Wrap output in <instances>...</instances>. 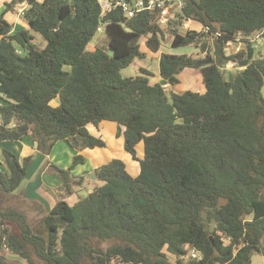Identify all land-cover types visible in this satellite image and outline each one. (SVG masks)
I'll use <instances>...</instances> for the list:
<instances>
[{"label":"trees","instance_id":"obj_1","mask_svg":"<svg viewBox=\"0 0 264 264\" xmlns=\"http://www.w3.org/2000/svg\"><path fill=\"white\" fill-rule=\"evenodd\" d=\"M12 2H25L28 27L10 33L0 15V142L29 138L48 155L65 141L75 151L71 164L44 165L61 179L65 197L83 179L72 174L84 162L78 151L105 146L88 126L111 121L139 172L131 175L113 157L93 169L101 185L72 202L38 207L33 223L8 200L31 155L2 149L8 171L0 169V264H10L7 253L26 264H170L171 255L176 264H251L254 252L264 258V0H185L164 27L155 11L127 18L118 7L102 17L98 0ZM190 19L206 31L181 26ZM100 23L103 36L92 45ZM142 37L153 52L166 38L173 48H199L204 57L162 52L159 78L172 87L184 69L198 68L203 91L172 89L168 96L146 68L123 77L122 68L145 56ZM233 41L242 47L226 53ZM207 57L210 63L197 62ZM229 61L237 70L226 78ZM24 124L28 129L18 131ZM192 248L199 260L187 256Z\"/></svg>","mask_w":264,"mask_h":264},{"label":"crops","instance_id":"obj_2","mask_svg":"<svg viewBox=\"0 0 264 264\" xmlns=\"http://www.w3.org/2000/svg\"><path fill=\"white\" fill-rule=\"evenodd\" d=\"M24 7L25 2L13 3L12 0H0V15L2 14L4 19L11 24L12 28L10 33L28 27V24L26 23L22 15ZM194 22L197 23V21ZM188 25L190 26V28L192 27L191 23L189 22ZM200 27L201 24L198 23V26H195L193 28L199 30ZM36 40L39 41V39ZM233 52H235V48ZM187 69L190 70L195 68ZM159 82H161L162 85L167 84L168 86H170L166 81H163L162 79H159ZM57 104L53 103V105ZM117 127V124L115 122L111 123V121H101L97 127L93 125L88 126V129L92 134L101 136L104 139L105 146L84 148L78 151V153L84 156V162L80 165L78 164L72 170L73 175H80L86 170L88 172H93L94 168L107 163L113 157L120 158L124 162L126 161V168L128 167V164L131 165L130 170L128 168L129 173L133 176L137 175V173L139 172V162L138 160L133 159L130 154L125 151L123 147L122 134H116ZM60 142L63 145L56 155L54 149L55 146ZM5 148L14 152L20 159L26 155H31V161L27 168L25 178L23 179L21 185L14 191V193L12 195H9L8 200L14 201L19 206H25L26 208L29 207H27L24 203H29L30 205L36 206L37 208L42 206L43 208H46L48 210L58 199H66L62 192L59 190V186L62 182L61 179L56 175L48 173L46 171V168H44V165L47 161H49L50 163H54L60 168H67L71 164L75 151L72 150L65 141H57L52 151L48 155H45L38 151L35 148L34 144L30 143L29 138L13 141H1L0 169L8 171L1 153L2 149ZM142 150V144H139L137 146V156L139 158H141L143 155ZM55 160L56 162H54Z\"/></svg>","mask_w":264,"mask_h":264},{"label":"rangeland","instance_id":"obj_3","mask_svg":"<svg viewBox=\"0 0 264 264\" xmlns=\"http://www.w3.org/2000/svg\"><path fill=\"white\" fill-rule=\"evenodd\" d=\"M189 23H191L192 27L198 26V23L194 22L193 20H189ZM204 29L202 26L199 28V30ZM198 30V29H197ZM203 31V30H202ZM204 31H206L204 29ZM102 32H97L95 34V36L92 38L90 44L94 45L95 43H97V41H100L102 38ZM169 39L170 38H166V40L164 41V44L161 45L160 49L156 52L150 51L145 45H144V41H143V37L140 39V49L143 50L145 52V56L144 57H135L133 58V60L131 61V63L122 68L120 70V74L123 77L126 76H135L138 74H141L140 72V68H146L149 71H151L152 75L150 77V79L152 81H159V55L162 52H168V53H174V54H192L194 57L196 58H200L201 56L204 57V53L201 52V50L197 47L194 46H184V47H177V48H173L171 46H169ZM207 39H209V41L211 40V37H208ZM237 42L233 41V42H228L227 46H226V53H231L233 52L235 47H242L243 43L240 41L238 44H236ZM264 55V53H263ZM233 65H230V67L227 69V71L224 72V76L226 78L229 77L230 73L232 72H236L237 68L235 67L234 63L232 62ZM179 83L175 84L174 86H167V88L165 89L166 92L168 93L169 96V92L170 90L173 89V91L176 92H180V91H184V90H192V91H203V85H202V77H201V72L198 68L195 69H184L180 75H179ZM262 94L264 96V86L262 87ZM54 104H57V101L54 100L53 101ZM112 123V122H111ZM120 128L117 127V131L116 134L120 135ZM63 144H61V142L59 144H57L55 146L54 152L57 155L59 149L61 148ZM143 151V150H142ZM143 153V152H142ZM53 161V160H51ZM131 161V160H130ZM136 161V160H134ZM56 162V160L54 161ZM126 162V161H125ZM80 165V164H79ZM127 170L129 168H131V165H127ZM86 170V169H85ZM93 173V172H88L87 170L84 173H81L82 176V182L77 185L74 186L72 191L73 193L69 196H65L66 199H68V202H72L73 200H76L78 198V196H85L88 194L89 190H92L94 187L99 186L102 184V181H100L97 178H91L88 177L87 174ZM65 199V200H66ZM10 201V200H9ZM50 202V200H49ZM27 207L22 206L24 209H26L27 213L29 214V218L33 223H37L38 222V212L35 206L30 205L29 203H24ZM48 204V203H47ZM7 257L10 259V264H26L25 259L12 254V253H7ZM170 264H176L175 261V257L173 255L170 256ZM251 264H264V258L262 256V254L258 253V252H254L251 258Z\"/></svg>","mask_w":264,"mask_h":264},{"label":"built area","instance_id":"obj_4","mask_svg":"<svg viewBox=\"0 0 264 264\" xmlns=\"http://www.w3.org/2000/svg\"><path fill=\"white\" fill-rule=\"evenodd\" d=\"M98 2L101 6L102 17L118 7L127 18H131L143 11H155L158 14L157 23L164 27L176 17L178 12H181L185 0H98ZM188 22L189 20L183 21L181 26L187 29L190 28ZM103 29L104 23H100L96 28V32H103ZM238 43L239 42H237V44ZM238 49V47H235V51ZM230 65H233L232 62H227L222 69L223 72L227 71ZM167 86V84H164V89H166ZM187 256L199 260L201 258V253L192 248Z\"/></svg>","mask_w":264,"mask_h":264},{"label":"water","instance_id":"obj_5","mask_svg":"<svg viewBox=\"0 0 264 264\" xmlns=\"http://www.w3.org/2000/svg\"><path fill=\"white\" fill-rule=\"evenodd\" d=\"M126 30H129V28L126 27ZM108 54H109V55H112V51L110 50V51L108 52ZM197 62H198L199 64H208V63L211 62V57H207V58L199 59ZM27 129H28V125H27V124H24L23 126H21V127L18 128V131L22 132V131L27 130ZM87 175H88L89 177H91V178H96L95 173H90V174L88 173Z\"/></svg>","mask_w":264,"mask_h":264}]
</instances>
